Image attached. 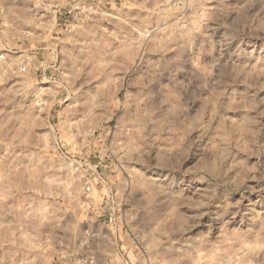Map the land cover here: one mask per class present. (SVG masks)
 Here are the masks:
<instances>
[{
    "label": "rangeland",
    "instance_id": "374dc122",
    "mask_svg": "<svg viewBox=\"0 0 264 264\" xmlns=\"http://www.w3.org/2000/svg\"><path fill=\"white\" fill-rule=\"evenodd\" d=\"M0 264H264V0H0Z\"/></svg>",
    "mask_w": 264,
    "mask_h": 264
},
{
    "label": "built area",
    "instance_id": "2783aa9c",
    "mask_svg": "<svg viewBox=\"0 0 264 264\" xmlns=\"http://www.w3.org/2000/svg\"><path fill=\"white\" fill-rule=\"evenodd\" d=\"M86 191L87 192H90L91 191V187L89 185H87ZM111 205L114 206V200L113 199L111 200ZM110 211H113V207H110ZM109 217H110V219L112 218V214L111 213H109Z\"/></svg>",
    "mask_w": 264,
    "mask_h": 264
}]
</instances>
